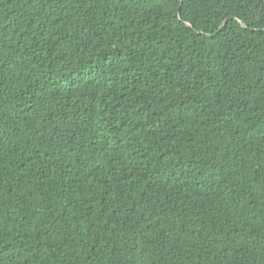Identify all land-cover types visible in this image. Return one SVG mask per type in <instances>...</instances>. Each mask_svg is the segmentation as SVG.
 Listing matches in <instances>:
<instances>
[{"label": "trees", "instance_id": "1", "mask_svg": "<svg viewBox=\"0 0 264 264\" xmlns=\"http://www.w3.org/2000/svg\"><path fill=\"white\" fill-rule=\"evenodd\" d=\"M0 264H264V0H0Z\"/></svg>", "mask_w": 264, "mask_h": 264}, {"label": "water", "instance_id": "2", "mask_svg": "<svg viewBox=\"0 0 264 264\" xmlns=\"http://www.w3.org/2000/svg\"><path fill=\"white\" fill-rule=\"evenodd\" d=\"M178 16H180L179 11H178Z\"/></svg>", "mask_w": 264, "mask_h": 264}]
</instances>
